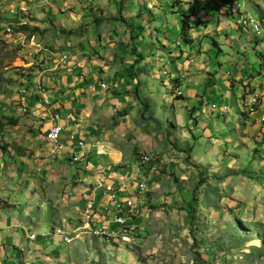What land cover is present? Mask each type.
<instances>
[{
    "label": "rangeland",
    "instance_id": "rangeland-1",
    "mask_svg": "<svg viewBox=\"0 0 264 264\" xmlns=\"http://www.w3.org/2000/svg\"><path fill=\"white\" fill-rule=\"evenodd\" d=\"M119 1L0 0V200L13 205L6 204L8 208L12 207L10 210L0 206V233L3 234L0 249L3 251V245L6 244L13 254L15 248L20 250L39 244L38 251L45 254L40 240L47 239L42 236L43 233H50V237H55L48 238L49 247L58 249L62 255L53 264H264V76L256 82L253 76L249 77L247 87L243 86L242 80H235L237 82L233 90L228 93L229 89L216 90L214 94L217 97L207 93L208 75L200 71L195 73L193 63L199 69L201 64L208 67L206 65L212 60V64L218 67L219 60L221 64L230 66L229 73L233 74L237 67L235 62L230 61L231 57L222 55L211 41L200 40L199 35L194 34L197 29L205 30L208 23H211L206 13L197 10L193 15L197 7L194 0H191V9L188 8V0H178L175 5L173 0H157L158 5L155 6L146 0L133 1V5L138 11L142 10L144 16L154 17L155 27L163 28L165 24L160 20L165 18L171 28V17L175 24H185L186 41H182V47L175 43L171 46L177 52L172 60H169L170 51H163L161 47L156 50L152 46L149 49L145 43V39L148 40L146 35L139 41L134 39L136 35L132 31L136 33V30L130 31L128 27L138 23V15L135 14L133 20L127 19L125 12L130 10L128 6L125 12L123 10L119 14V7H122ZM242 2L245 5L251 4V0ZM19 4H26L30 9L29 17L37 20H31L30 26L38 29L35 37L36 43L43 49L41 53H36L35 48L30 46L29 50L33 54H29L28 49L23 48L16 38V31L14 38H6L3 33L8 9H16ZM131 4L129 2V6ZM55 11L62 14L53 15L54 26L46 22V16L51 17ZM88 14L93 16L87 18ZM253 14L260 19L259 9L254 8ZM98 17L104 19L99 28L95 24ZM59 24L67 30L75 27L81 39L78 41L82 42L83 47H77V38H69L62 33ZM142 26L145 27V23ZM112 27H117V32L119 29L125 31L113 33L112 40L107 36L112 32ZM152 29L154 31V27ZM97 31L106 45L104 58L100 62L107 66L104 72L108 70L112 73L109 77L104 76L105 80L111 81L113 77V50L119 58L126 57L128 64L135 63L136 58L132 56L135 50L133 41L140 48L141 54L155 53V60L159 62L164 59L165 62L159 63L158 68H154L155 64L149 66L144 62L136 63L138 70L151 73L157 79V90L149 93L155 105L148 102L147 119L141 117L140 120L151 126L154 133L162 134L167 140H164L165 143L179 154L184 150L189 151V158L188 153L187 157H167L170 160H165L161 154L155 155L160 166L157 178L162 184L149 183L155 192L146 194L143 199L146 200L149 195L154 202L150 203L149 208L147 204L137 211L139 218L131 223L132 229L127 240L122 238L119 227H113L106 235L101 232L94 235L81 222L82 226L77 227V222H74L76 226L70 225L73 231L65 226V204L57 200L61 196L60 187H63L57 178L61 169L53 162L54 156L45 153V142L41 141L36 128L38 119L35 118L34 123L30 113H18L17 107L11 103L6 106L24 67H33L35 63L36 70L47 69L43 63L47 61V52L66 51L70 45L66 43L72 41L76 46L70 45L72 50H68L71 55L75 53L78 57H88L86 53H89L90 57L96 56L99 51L92 49L90 40L95 38ZM166 38L173 43L177 37L170 34ZM120 43L124 46L122 49L117 48ZM154 44L157 45L155 39ZM206 45L214 50L211 53L202 52ZM181 52L191 53L195 58L191 62V71L195 76L187 75L181 89L184 99H188L185 102L175 100L171 92L174 88L171 77L176 79L185 75L182 66L184 61L179 59ZM246 53L251 56L249 66L260 73L263 46H253ZM160 55L165 58H160ZM83 58L79 57L76 63L83 71L92 70L91 63H84ZM172 63L177 64V69L172 67ZM29 69L32 79L36 70ZM156 70L158 73H155ZM87 77L94 80L90 72ZM64 78L60 77L61 80ZM245 88L249 95L258 96L257 102L247 95ZM192 101L198 105L191 121L187 105L192 109ZM214 105L218 107L217 110ZM151 115H155L158 122ZM191 123H197L193 130L190 129ZM202 140L205 141L204 145L200 144ZM170 142L179 145L174 147ZM192 150L196 157L191 156ZM42 164L51 166L47 170L51 172L50 175L47 176L43 169L39 172ZM67 192L74 193V190L68 188ZM195 196L197 201L194 209H189L188 203ZM10 222H13V228H10ZM14 231L18 235L12 234ZM28 233L39 237L29 241ZM67 233L78 234V238L72 241L71 253L70 248L65 243H59L57 238ZM79 239L83 241L79 243L77 251L76 241ZM30 256L37 258L34 254L27 255L23 264L30 262ZM0 258L7 259L4 256ZM45 258H48L46 261L50 264V257Z\"/></svg>",
    "mask_w": 264,
    "mask_h": 264
},
{
    "label": "crops",
    "instance_id": "crops-1",
    "mask_svg": "<svg viewBox=\"0 0 264 264\" xmlns=\"http://www.w3.org/2000/svg\"><path fill=\"white\" fill-rule=\"evenodd\" d=\"M146 1L153 6L158 5L157 0ZM173 1L174 5L179 2L178 0ZM187 2L189 3L187 4L188 8L191 9L193 1L188 0ZM194 2L197 5L196 9L194 8L193 10L194 15L196 11L199 10L202 14L206 13L210 17L211 22L208 23L205 30L197 29V33L194 32V34H198L200 40L207 39L211 41L212 44L216 45L220 50L222 55L231 57L230 61L235 62L237 68L234 74L229 73L230 66L221 64L218 60V67H215L211 60V63L206 65L208 67L201 64L199 70L196 68V64L193 63L195 58L192 57V54L181 52L182 56L179 59L180 61H184L182 66L185 70V80L187 75L195 76L191 71V62L193 63L192 67L195 73L200 71L208 75L206 79L209 80V83H212L210 87H207V93L210 94H214L216 90L223 91L225 89H229L227 93L230 92V90H233V80L239 81L238 79H241L243 82L248 81V77L252 75L255 76L254 78H258L260 73L252 66H249L251 56L246 52L253 46L262 45V43L250 31L242 28L237 22L236 15L231 13L230 5L238 2V0H194ZM256 4L261 6L256 9L262 12L261 16L264 20V0H257ZM160 5L162 6V4ZM135 9L137 10V7L130 9L126 13V16L131 15L133 17L137 12H134ZM249 9L253 13L254 8L249 5ZM57 14L58 11H55L52 13V16ZM139 15L140 17L136 25L142 26V24L145 23L147 26L142 36L143 39L145 35L147 36L148 40L145 39V43H147L148 48L150 49L152 46L158 50L159 48L157 47H161L163 51H170L169 60H172L177 54V52L175 53V49L172 50L173 44L175 43L177 45L180 39H182V26L180 23L177 22V24H175L170 16V21L173 24H170L171 28L167 25V20H165V18L160 20L162 24H165L163 28L162 26L158 28L154 25L156 21L152 19L154 18L152 15H149V17L144 16L143 13ZM199 23H201V21H199ZM153 27L154 31L151 32L150 30ZM170 34L177 37L176 41L173 43H171L172 41L170 39L166 38V36ZM99 39L100 37L98 36V40ZM154 39L157 45L154 44ZM78 44H82V42L79 41ZM179 47H181V45ZM213 50L214 49L206 45L202 52L211 53ZM162 55H160V58H165ZM142 58L144 63L149 66L155 64L154 68H158L160 65L159 63L165 62L164 59L160 60V62L155 60V53L148 54L147 52H143ZM128 63L129 62L121 61L120 68L122 70L119 69L116 63L113 64V83L115 86L111 91L106 93H103L99 87V83L105 80L104 75L106 74H103V71H100L98 67L105 66L104 64L96 65L90 71L84 70L80 76L62 70L57 73H46L45 77L48 78L47 85L46 82L45 85L49 90L47 96L50 97L53 103L52 109H57L61 115L71 116V121L69 123L70 127L65 130L63 134V145L59 150H54L53 147L48 144L44 136H42V134L40 135L41 141L42 139L44 140L45 148L47 149L45 153L54 156L55 160L53 162L61 169L57 178L61 180L63 184L61 183L60 185L63 187H60L61 190L59 189L61 196L57 198V200L65 204L66 217L64 216L63 221L65 226L71 231L74 230L72 229L75 225L74 222H77V227L79 225L82 226V223L85 224L82 214L86 200L95 201L96 209L100 212L91 223L93 228L102 227L113 229V227H116L112 218V204H109V198L105 199L103 197H107L104 194L106 189L112 187L116 189L118 183L124 185L120 195L121 200L133 198V202H135L140 209L147 204L149 208L150 203L154 201H152L149 195L146 200H144L143 198H145L148 193H139L137 185L144 182L149 188V193L155 192V190L150 187L149 183L153 185L162 184L161 180L157 178L160 173L159 171L152 173L146 168H139L136 159L138 155L161 154L165 160H170L167 157H187V153L181 152L179 154L172 146L165 143L167 140L164 139L162 134L159 135L154 133L151 126L145 125L146 122L140 120L142 119L141 108L134 99L133 88L139 83V96L143 99H149L147 97L150 96L149 93L157 90V79L151 73L142 71L141 78L131 83L130 79L125 76V71L123 69V66L128 65ZM172 67L177 69V64L172 63ZM89 72L93 74L94 80L87 77ZM155 73H158V70H156ZM159 75L156 76L158 77ZM61 76H65V78L61 80ZM259 79L260 78L255 79V81ZM181 85L183 88L184 83ZM243 85L247 87L244 83ZM252 86L253 85H251L250 89H252ZM31 89H33L32 93ZM31 89L28 90L27 95L32 98L33 103H31V105L34 106L37 103L34 94H38L34 91L35 85ZM214 96L217 97V94H214ZM192 103V109L187 105L190 120L194 118L198 105L195 101H192ZM173 109H175L174 106ZM115 112H117V115L114 114ZM38 113L40 116H45L46 119L48 118V112L43 114V110H40ZM190 125L191 130L197 127V123H191ZM41 129L46 128L42 127ZM71 135L77 138L76 142L69 140ZM78 142H83L84 146L80 147ZM204 142L205 141L202 140L200 144L204 145ZM164 149H167V152H164ZM73 156H83L84 162L80 165H70L69 160ZM191 156L196 157L194 152L193 154L191 153ZM41 167L39 172L43 169L47 176L50 175L51 172L47 170L51 166L49 167L47 164H42ZM40 177H43V175ZM68 188H73L74 193H68ZM140 209H137V211H140ZM137 220L138 219H136V221ZM9 226L13 228V222H10ZM12 234L18 235V232L14 231ZM53 237L55 236H51L50 238ZM0 238H3V234L1 233ZM57 238L59 243H62L61 237L57 236ZM77 238L78 237H75V239ZM48 241V238L40 240L43 244L42 250L45 251V254H43L42 251H38L37 248L39 244H34L32 247L22 248L20 250L15 248L13 254H11L9 246L5 244L3 245V251L2 248L0 249V257L4 256L7 259L0 258V264H23L24 257L32 254L37 255V258L30 256V262L26 261L25 263L49 264L46 261L48 258L45 257H50V264H53L54 260H60L62 255L58 249L50 248L47 243ZM81 241L83 240L79 239L76 241L77 251ZM67 246L70 248L69 253H71L70 250L73 248V243ZM47 250L49 251L47 252ZM24 251H26V255H24Z\"/></svg>",
    "mask_w": 264,
    "mask_h": 264
},
{
    "label": "clouds",
    "instance_id": "clouds-1",
    "mask_svg": "<svg viewBox=\"0 0 264 264\" xmlns=\"http://www.w3.org/2000/svg\"><path fill=\"white\" fill-rule=\"evenodd\" d=\"M124 1H125L124 3H123V0L119 1V5H122V7H119V10H118L119 14L123 13V10L125 12V8L127 6L130 7V9L136 8L133 5V1L134 0H124ZM242 1L243 0H238V2L230 5L231 13L236 15L238 24L242 28H244L245 30L250 31L262 43L261 46H263V48H264V20H263V17L261 16L260 19H258L250 11L249 5H245L244 2H242ZM129 2H132L131 6H129ZM256 3H257V1L251 0L250 6H252V8L261 7L260 5H257ZM123 5H125V6H123ZM135 11H137L135 14L138 15L137 16V20H138V18L140 17L139 14L142 13L143 11L142 10L138 11V8H137V10L135 9L134 12ZM29 12H30V9L28 8V6L26 4H19V5L16 6V9L9 8L8 9L7 18L5 17V22H7V23H6V27L3 28V33L5 34L6 38H14L15 37L14 33L16 31V38H18L20 40V44H21V46L23 48H27L28 49L27 52H30L29 48L31 46V47L35 48V52L36 53H41L43 51V49H42L41 45L36 43V37H35V33L38 31V29H37V31L32 32L33 29H36V27L30 26V22H32V21L36 22L37 20L34 19V18L29 17ZM127 12L128 11L125 12V15H126ZM60 14H62V13H58L57 15H60ZM135 14H134L133 17L131 15L127 16V19L131 18L133 20V18H135ZM193 15H194V13H193ZM261 15H262V12H261ZM91 16H93V15L92 14L91 15L88 14L87 18H90ZM52 17H54V16H51V17L50 16H46V22H48V23L50 22L49 24H52V25L55 26V24L52 23L53 22L52 21ZM102 20L104 21V19L101 18V17H98V19L95 20V24H96V26L98 28L101 26V24L103 22ZM125 21H126V24H127L128 21L126 19H125ZM0 22H1V20H0ZM113 22H115V21H113ZM24 26H27L28 29H23L22 27H24ZM59 26H60V28L62 30L61 32L67 34L69 36V38H71V37L77 38V43L76 44H78V42H79L78 40H81V39L77 36V29L75 27L69 26L71 28L67 30L65 27L62 28L61 24H59ZM127 27H128V24H127ZM116 28L117 27H115L113 29V27H112V32L109 35H107L108 37L112 38V40H113V33L118 34V32L122 33V32L125 31V30L122 31L121 29H119V31L117 32ZM146 28H147V26H146ZM146 28L143 27V26H137L136 22L131 27H128V29L130 31H132V30L135 31L136 30V33L132 31L133 35H136V38H134L136 41H139V40L143 39L142 35L145 32ZM148 28H150V27H148ZM150 31L152 32L153 29L151 28ZM71 32H73V33H71ZM99 33L97 31V34H96L95 38H92L90 40L91 42L94 41V42L90 43L92 49H94L96 52L99 51V53L96 56H94V57H90L91 55H89V53H86L87 54L86 56H88L89 58L88 57H84V55L83 56H79V57H82V58L84 57L83 58V62L84 63L90 62L92 67H94L96 65L104 64V62H100V61H102L103 58H104V55H105L104 50H105L106 45H104L103 37ZM98 36L100 37L99 40H98ZM186 37H187V34L185 32V24H183V26H182V39H180V41L178 42V44H177L178 47L180 45L182 47V41H186ZM62 42H63V40L61 39V43ZM71 42L72 41L67 42L66 45L70 44V45L76 46V44H73ZM135 43H136L135 41L132 42L133 47H135V51L132 53V56H134L136 58L135 59V63L123 66V69L125 71V76H127L128 79H130L131 83H133V81H137L138 78H141L142 73H143L142 70H138L137 67H136V63L144 62V60L142 58V54L140 52V48L136 47ZM70 45H69V47H67L66 51H61V52H57V53H48L47 52L48 54H50L51 57L48 56V54L46 53L47 61L43 62V63H45L47 65V69L36 70L35 69L36 68L35 63H34L33 67H24V69L19 74L20 80L16 81L17 83L15 84V88L13 89L12 95H10V97H9L10 99H8V102L6 104V106H8L11 103L12 105H14V107H17V111L20 114L30 113L31 115H33L34 123H36L35 118H37L38 122H37V127L36 128H38L40 135L42 134V136H44V138L46 139L48 144H50L53 147L54 150H59L62 147V145H63V141L62 140H63V136H64L63 134H64L65 130H67L70 127L69 123L71 121V116L70 115H61L58 112L57 109H54V108L52 109L53 103H52L50 97L47 96V93L49 92V90L46 87L47 78L48 77H45V76H46L47 72L57 73L60 70L73 72V74L78 72V76H80L83 73L82 72L83 69L80 67V65H78L76 63V60L79 57L76 56L75 53H74V55H71V52L68 50V49L72 50V46H70ZM126 45H128V44H126ZM79 46L83 47V44H78L77 47H79ZM97 46H98V50H96ZM118 46L119 47H117V48H120V49H122V47H124V46H121V43ZM213 46L216 47V45H213ZM29 54L32 55L33 53L30 52ZM116 54L117 53H115V51L113 50V63H116L117 59H119V62L116 63V65L119 66L120 70H122L120 68V64H121V61H124V62L126 61V57L119 58L118 56H116ZM96 57H97V59H95ZM261 57H262V62L261 63L264 64V54H261ZM261 57H260V59H261ZM62 60H64V62H62ZM263 64H262V70H261V72L259 74V77H258L260 79H262L263 76H264V65ZM105 67H107V66L106 65L105 66H100V67H98V69L100 71H103V74H106L104 76H106V77L111 76L112 73L110 71L105 70V72H104V68ZM28 69L30 71H31V69L33 71L36 70L35 71V75L32 74V79L30 78V72L28 71ZM98 69H97V71H98ZM129 71H132L133 74L130 75ZM116 75H118V74H116ZM254 77L255 76H253L252 79H254V82H256L255 79H258V78H254ZM43 79H44V81H43ZM171 80L174 81V88L171 91L173 97L175 98V100L178 99V101L184 102L185 100H184V97H183V93L181 92V88H182L181 84L184 83L185 76H183L181 78H176V79H173V77H171ZM238 80H241V79H238ZM248 80H249V77H248ZM45 82H46V85H45ZM235 82H237V81H234V80L232 81V86L235 84ZM242 82H243V80H242ZM243 83L245 85H247L248 81H244ZM211 84L212 83H209V80H208V87H210ZM34 85H35V90L34 91H36V93L38 94V95L34 94V97H35V99H36L38 104L36 103L33 106V105H31V103H33L32 98L29 95H27V93H28V90L33 88ZM138 85H139V83H137L136 86L133 88V96H134V99H135L136 103L141 108V114H142L141 117H143V119H147L146 115H147V111L149 110L148 102L150 103V105H152V104L155 105V103H154V100L152 99L153 96H151V95L147 96L149 99H147V98L143 99L142 97L139 96V94H138ZM114 86H115V84L113 83V77L111 78V81L103 80V81H101L99 83L100 90L103 93L111 91ZM245 90L247 92V95H249L248 89L245 88ZM32 92H33V89H31V93ZM249 96H252V100H255L256 102L258 101V96H255V94H253V95L250 94ZM214 109L217 110L218 107L216 105H214ZM225 109L227 110L228 107H225ZM40 110H43V114H46V112L49 113L47 119L45 118V116H40V114L38 113ZM114 114L117 115V112H115ZM151 116H153V118L157 121V119L154 117L155 115H151ZM189 120H190V117H189ZM54 126H61L62 127V131H61V134L59 136L60 138H59L58 143H53L48 138V132ZM42 127L46 128V129H41ZM34 129H35V127H34ZM76 139L77 138L74 135H71L69 137V140L72 141V142H76ZM42 141L44 142L43 139H42ZM80 143H82L83 145L80 146ZM170 143L174 147L179 145V144H175V143H172V142H170ZM78 144H79L80 147L84 146L83 142H78ZM183 152L188 153V155H189V151L187 152V151L184 150ZM143 156H150L152 158V163H153L154 166H156V170L153 171L150 168V166L141 167L139 165V161H140V159ZM75 157L80 158L79 159L80 162H76L74 160ZM155 157H156L155 155H149V154H140V155H138V157H137L138 167L139 168H146L152 173H156L158 171L160 173V166H158V162H156ZM83 162H84V157L83 156H73L69 160V164L70 165H72V164L73 165H75V164L76 165H80ZM141 184L144 185V189L140 188ZM113 189H114V193H116L118 191L115 188H113ZM137 189H138L139 193H149V189H147V185L144 182L139 183L137 185ZM107 190L108 189H106L104 191V194L107 197H103V198H105V199L109 198V201H110L109 204H112V208H113V216H112V218H113V223L116 225L115 228L119 227V229L122 232L121 233L122 234V238L124 240H127L128 237H129V234H130V230L132 229L130 227V225H131L132 222H134V221H136V219H138L137 214H136L138 212H136V211H137V209H140V208L134 202L135 203V212L132 213V214H127L125 226H122V225L118 224L116 222V218H115V213H116L115 212V203L109 197ZM35 192H38V191H35ZM121 192H122V190L118 191L117 194H115V195H117V197L119 198L120 201H128V200H132L133 201V198H129L127 200H121L120 199ZM0 202H1L0 206H2V208L5 209V210H10L13 207V205H11L8 202L2 203L3 201H1V200H0ZM88 203H93V218L90 221H88L85 218V210L87 208ZM6 204H9L12 207L8 208L6 206ZM99 214H100V212H98L97 209H96V202L95 201H91V200H86L85 206H84V209H83V214H82V217H83V220H84V223H85L84 224L85 227L87 229H89L90 231H92V233L94 235H99L100 232L102 234L106 235L107 234L106 232L110 231L111 228H102V227L93 228L91 226V223L94 221L96 216L99 215ZM28 234H29L28 238L31 241H35L39 237L38 235H36L34 233H28ZM49 234L50 233H48V234L47 233H43L42 236L44 238H49L50 237ZM59 236L61 237V242L62 243H65L66 245H69V244L72 243L73 240H75V237H78V234L77 235H73L72 233H67L66 235H64V234L62 235L61 234ZM110 236L112 237L113 234L110 235Z\"/></svg>",
    "mask_w": 264,
    "mask_h": 264
},
{
    "label": "built area",
    "instance_id": "built-area-1",
    "mask_svg": "<svg viewBox=\"0 0 264 264\" xmlns=\"http://www.w3.org/2000/svg\"><path fill=\"white\" fill-rule=\"evenodd\" d=\"M62 62H64V60H62ZM62 131V127L61 126H54L50 129V131L48 132V138L53 142V143H58L59 141V136L61 134ZM83 144L80 143V146H82ZM80 158L75 157L74 160L76 162H80L79 160ZM139 165L141 167L143 166H150V168L154 171L156 170V166L153 165L152 163V158L150 156H143L140 161H139ZM124 187V185L118 183V185H116V189L118 191H121L122 188ZM141 189H144V185L141 184L140 185ZM117 191V192H118ZM109 197L111 198V200H113V202L115 203V218H116V222L122 226H125L126 223V216L127 214H132L135 212V203L132 200H128V201H120L119 198L117 197V192L114 193V189L112 188H108L107 190ZM85 218L90 221L93 218V203H88L87 208L85 210Z\"/></svg>",
    "mask_w": 264,
    "mask_h": 264
},
{
    "label": "trees",
    "instance_id": "trees-1",
    "mask_svg": "<svg viewBox=\"0 0 264 264\" xmlns=\"http://www.w3.org/2000/svg\"><path fill=\"white\" fill-rule=\"evenodd\" d=\"M0 20H1V19H0ZM22 28H23V29H28L27 26H24V27H22ZM35 31H37V28H36V29H33L32 32H35ZM71 33H73V32H71ZM134 51H135V50H134ZM129 74L132 75L133 72H132V71H129ZM0 126H2V122H0ZM1 147H4V146H1ZM188 158H189V157H188ZM196 201H197V197L195 196V197H193L192 201H190V202L188 203V208H189V209H194V204H195Z\"/></svg>",
    "mask_w": 264,
    "mask_h": 264
},
{
    "label": "bare ground",
    "instance_id": "bare-ground-1",
    "mask_svg": "<svg viewBox=\"0 0 264 264\" xmlns=\"http://www.w3.org/2000/svg\"><path fill=\"white\" fill-rule=\"evenodd\" d=\"M257 243V245H259L260 246V243L259 242H256ZM262 246V245H261Z\"/></svg>",
    "mask_w": 264,
    "mask_h": 264
}]
</instances>
